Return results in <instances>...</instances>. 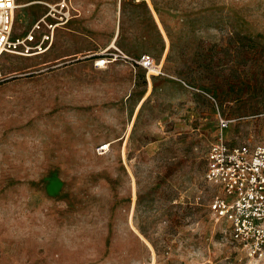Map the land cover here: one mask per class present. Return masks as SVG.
I'll return each mask as SVG.
<instances>
[{
  "label": "rangeland",
  "instance_id": "1",
  "mask_svg": "<svg viewBox=\"0 0 264 264\" xmlns=\"http://www.w3.org/2000/svg\"><path fill=\"white\" fill-rule=\"evenodd\" d=\"M41 1L60 0H17L14 37ZM71 1L163 75L0 58V264H264L213 220L205 179L220 115L229 145L264 138V0Z\"/></svg>",
  "mask_w": 264,
  "mask_h": 264
},
{
  "label": "built area",
  "instance_id": "2",
  "mask_svg": "<svg viewBox=\"0 0 264 264\" xmlns=\"http://www.w3.org/2000/svg\"><path fill=\"white\" fill-rule=\"evenodd\" d=\"M46 6L47 13L38 20L25 36L14 37L17 0H0V57L12 54L21 57L41 56L51 50L54 36L73 18L71 0H60ZM105 51L97 56L95 66L104 68L108 64L124 61L140 67L152 76L163 75L162 66L155 59L143 54L130 58L117 51ZM219 116L218 136L211 144L207 157L206 181L217 188L218 194L209 205V211L217 224L231 223L226 233L251 259L264 257V138L255 144L231 146L224 131L233 123ZM107 150L99 148L100 153Z\"/></svg>",
  "mask_w": 264,
  "mask_h": 264
},
{
  "label": "crops",
  "instance_id": "3",
  "mask_svg": "<svg viewBox=\"0 0 264 264\" xmlns=\"http://www.w3.org/2000/svg\"><path fill=\"white\" fill-rule=\"evenodd\" d=\"M72 8L74 9L75 15L70 20L69 24L65 27L59 28V30L55 33L54 43L51 48V50L53 49V60L62 61L87 58L95 61L97 56L102 55L107 50H113V47H116V50L124 54L129 52L137 53L144 51L142 48L132 49L131 45L127 43V40H120L119 27L118 29L109 30L106 38L101 37V33H104V30L100 29L94 21V17H84V15H86V11L76 7L75 10L73 4ZM91 13H94V11ZM106 17H110V14H107ZM60 29L62 31H60ZM112 31L114 32L112 33ZM140 56L134 58H139Z\"/></svg>",
  "mask_w": 264,
  "mask_h": 264
},
{
  "label": "bare ground",
  "instance_id": "4",
  "mask_svg": "<svg viewBox=\"0 0 264 264\" xmlns=\"http://www.w3.org/2000/svg\"><path fill=\"white\" fill-rule=\"evenodd\" d=\"M35 4H37V3H35ZM28 6H29V5H18V6H17V10L24 9V8H26V7H28ZM113 48L115 49L116 47H113ZM45 54H46V53H45ZM2 56H3V55H2ZM2 56H1V57H2ZM1 57H0V58H1ZM104 68H105V67H104ZM108 146H109V145H107L106 147L108 148Z\"/></svg>",
  "mask_w": 264,
  "mask_h": 264
}]
</instances>
